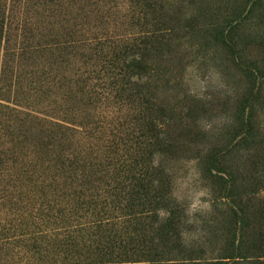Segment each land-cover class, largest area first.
<instances>
[{
	"label": "rangeland",
	"instance_id": "rangeland-1",
	"mask_svg": "<svg viewBox=\"0 0 264 264\" xmlns=\"http://www.w3.org/2000/svg\"><path fill=\"white\" fill-rule=\"evenodd\" d=\"M62 3L65 10L73 6L70 15L74 17L67 21L53 6L43 12L44 32L69 22L81 28L87 42L106 33L114 39L99 45L100 51L95 50L98 41L86 44L82 53L69 58L68 68L73 71L94 75V52L110 53L126 34L140 30L152 34L139 81L141 95L122 106L121 101L101 100L91 108L100 113L98 120L115 114L119 122L124 121L121 127L132 131L133 144L147 130L140 119L143 111L147 108L159 118V128H155L158 138L152 145L143 144L141 155L152 173L161 175L158 194L164 193L165 205L157 210V216L143 215L130 221H125V210L117 209L119 217L112 229L118 239H132L131 246L157 247L163 252L164 264H264V0ZM81 4L83 11L78 9ZM2 57L1 52L0 96L5 98L1 102L11 109L0 105V154L7 160L4 177H0V210L9 216L12 206H2L3 201L15 200L21 191L29 190L19 181L21 165L42 174L53 161H42L41 156L48 153L49 158H55L59 146L54 140L61 136L50 130L44 137L36 132L30 136L27 129L33 120L19 110L31 107L58 114L54 110L68 104L61 98L59 76L51 79L61 69L52 65L55 57L47 51L7 59L9 68L4 76ZM108 104L114 106L111 113L106 111ZM81 136L72 141L84 150L104 144L96 135L95 140ZM49 141L53 144L46 146ZM118 152L123 154L121 149ZM129 156L135 157V151ZM143 227L152 231L144 234L140 232ZM92 231L66 238V246L49 238L30 249L34 259L29 262L16 254L19 246L11 245L0 253V264L64 262L62 256L76 243L82 253L94 252L97 244ZM137 232L142 235L138 237ZM149 239L152 241L147 243Z\"/></svg>",
	"mask_w": 264,
	"mask_h": 264
},
{
	"label": "trees",
	"instance_id": "trees-1",
	"mask_svg": "<svg viewBox=\"0 0 264 264\" xmlns=\"http://www.w3.org/2000/svg\"><path fill=\"white\" fill-rule=\"evenodd\" d=\"M63 1L68 0H0V53H3L4 61L1 74L4 76L8 72L7 59L47 51L55 57L52 65L61 69V73L54 72L51 79L59 76V86L63 87L61 98L68 104V107L54 110L58 114H48L31 107L29 111L19 110L33 120L32 126L27 129L30 136L36 132L44 137L46 130L61 136L55 139L48 135L55 139L59 148L55 158H49L48 153L41 156L44 157L42 161H53L51 166L43 168L42 174L36 175L32 166L21 165L19 181L23 188L29 190L25 189L15 200L13 197L7 198L8 201L1 204L12 207L9 216L0 210V253L11 245L19 246L16 254H22L21 257L29 262L34 259L29 253L30 249L33 251L49 238L54 237V244L66 246V238L73 235L77 238V233L93 229L97 244L94 252L82 253L76 243L68 252L63 249L66 252L62 256L64 262L56 264H164L163 252L157 247L150 244L131 246L132 239L125 242L119 240L112 229L114 220L119 217L116 215L117 209L125 210V221H130L143 215L146 218L157 216V210L165 205L164 193L158 194L161 175L159 171L158 174L153 172V175L141 155L143 144L152 145L158 138L155 128H159V118L153 117L146 108L140 119L144 120L147 130L140 134L137 144H133L132 131H128V127H121L124 121L119 122L115 114L108 119L98 120L100 113L91 111V108L95 109L97 101L111 103L116 100V104L121 101L119 105L122 106L123 102L131 103L133 97L141 95L139 81L144 75L143 59L152 34L148 30L126 34L122 43L110 53L94 52V62L97 63L94 75H87V71L83 70L73 71L68 68L69 58L82 53L86 44L98 41L95 50L100 51L99 45H108L107 42L114 39H111L112 34L106 33L101 37L96 35L94 41L87 42V38L80 34L81 28L77 29L69 22L55 26L58 30L53 28L44 32V27L41 28L44 22L42 17L46 18L43 12L51 10V7L57 6L59 14L66 15L64 19L67 21L74 17L70 15L73 6L67 10L66 7L61 8ZM78 9L83 11V5ZM99 63L101 66L97 67ZM64 64L63 68L59 67ZM2 100L5 98L0 96V105L10 108ZM113 109L114 106L108 104L106 111L111 113ZM80 135L93 139L98 136V140L104 144H99L94 150L91 147L84 150L72 141ZM51 144L53 142L49 141L46 146ZM118 149L123 154H119ZM133 150L135 157L129 156ZM1 155L0 177H4L3 167L7 166V160ZM0 198H3L1 194ZM145 230L146 233L152 231L143 227L140 232L144 233ZM140 232H137L138 237L142 235ZM149 241L152 239L146 242ZM81 257L91 260L84 261ZM212 264L220 263L216 261Z\"/></svg>",
	"mask_w": 264,
	"mask_h": 264
}]
</instances>
